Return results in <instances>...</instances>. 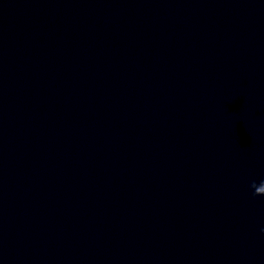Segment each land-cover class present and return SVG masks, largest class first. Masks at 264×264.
<instances>
[{
	"label": "clouds",
	"instance_id": "1",
	"mask_svg": "<svg viewBox=\"0 0 264 264\" xmlns=\"http://www.w3.org/2000/svg\"><path fill=\"white\" fill-rule=\"evenodd\" d=\"M249 188L254 198L258 196H264V179L260 180L259 182L256 180L250 181ZM262 231H264V229H262Z\"/></svg>",
	"mask_w": 264,
	"mask_h": 264
}]
</instances>
